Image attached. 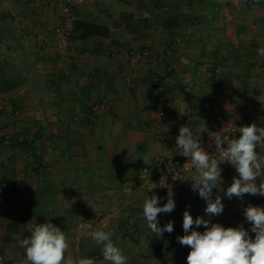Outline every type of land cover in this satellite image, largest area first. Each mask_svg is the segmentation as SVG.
<instances>
[{
	"label": "crops",
	"instance_id": "crops-1",
	"mask_svg": "<svg viewBox=\"0 0 264 264\" xmlns=\"http://www.w3.org/2000/svg\"><path fill=\"white\" fill-rule=\"evenodd\" d=\"M197 1L184 3L193 4L189 8H196ZM91 4V9L100 6L104 12L112 14L117 29L113 30L105 20L94 23L108 26L119 46H113L110 40L98 42L99 57H91L92 65L88 69L98 74L96 79L94 75L83 86L87 95L85 107L78 116L67 117L69 122L77 120V127L63 132L51 128V123L63 120L56 110L53 116H48L39 109L42 106L39 92L44 83L36 78V71L27 63L28 48L43 40L40 29L43 19L33 17V13L38 7L46 14L53 6L52 1L0 0V85L6 83L11 87L7 92H0V102L11 104L12 112L17 115L0 114V250L5 253V264H30L20 242L31 235L33 225L45 222H51L65 232L69 244L65 252L66 264L69 260L76 264L83 257L93 258L95 264H111L106 260L102 262L101 246L95 245L92 236L78 228L80 222L96 220L108 213L121 217L111 231V238L128 257L127 264H144L142 249L149 248L155 239L164 240L166 245H181L176 238L185 234L183 212L187 209L194 219L209 217L205 208L199 205L198 191H185L168 181H160L153 173L142 171L144 166L174 154L175 149L161 142L160 136L179 133L181 126H188L194 134L199 130L197 122L201 117H213L216 113L224 117L221 119L236 118L241 126L249 125V119L235 114L233 108L247 102L251 95H257L256 105L264 107V55L257 51L264 49V21L257 25L252 21L234 25L235 33L239 30L249 33L227 36L229 41L226 43L232 42V51H225L224 55L214 51L212 56L216 63L224 66L223 77L219 81L214 79L212 82L209 78L205 82L196 75H200V70L186 69L189 67L186 58L195 57V54L185 51L183 71L170 65L159 73L121 64L111 67V59L122 54L119 50L136 37L128 26V33L123 29L126 23L136 25L132 22L135 7L121 0H93ZM46 16L52 15L49 12ZM75 17L91 22L85 17V2L78 6ZM180 17L184 26L186 17ZM51 21L59 23L54 17ZM101 53L105 55L101 56ZM204 54L200 50L193 64L201 65L197 58ZM11 59L17 60L16 66L10 65ZM73 70L77 72L78 68L73 65ZM85 70L82 65L81 73ZM168 71L174 74L168 76L162 86H155L154 76L167 75ZM26 75L33 82L37 79L33 87L26 82ZM99 82L102 83L98 86ZM99 88L98 98L93 99L91 94ZM31 89L34 97L26 99L28 93L32 95ZM18 92L23 94L19 97ZM36 92L39 97L35 96ZM201 92L208 95L201 96ZM53 99L55 105L66 102L59 95ZM104 99L109 100V105L93 113L90 106ZM207 99L215 102L214 107L203 113L201 108ZM26 105H29L27 110ZM42 124L45 125L42 127ZM6 137L11 141H6ZM24 139L31 142V147L17 145ZM233 177L223 178L222 184L213 189L214 195L222 198ZM12 184L19 186V191ZM169 187L176 206L171 213L159 214L158 222L163 227L173 221L174 230L156 237L148 227L142 205L147 196L157 195L163 206L167 203ZM24 188L30 191L20 193ZM233 215L234 212L227 213L224 209L221 215L211 218H220V223L227 228L232 227L230 219ZM129 219L136 221L137 228L128 238L123 234L130 233L131 228L124 225ZM193 227L196 231L203 229L202 226ZM95 248L101 253L95 255Z\"/></svg>",
	"mask_w": 264,
	"mask_h": 264
},
{
	"label": "rangeland",
	"instance_id": "rangeland-1",
	"mask_svg": "<svg viewBox=\"0 0 264 264\" xmlns=\"http://www.w3.org/2000/svg\"><path fill=\"white\" fill-rule=\"evenodd\" d=\"M43 1V0H40ZM53 6L50 11L45 14L44 11L36 7L33 17H40L43 19L41 23V31L43 40L34 46L29 47L27 52V63L36 71V78H40L44 83L43 89L39 92L42 98V106L39 109L43 115L53 116L56 110L58 115L63 120L57 123H51V128L58 131L69 130L75 128L78 125L77 120L71 122L67 121V117L70 115L78 116L80 110L85 107V92L83 86L88 83L89 80L94 76L96 79L97 72L89 71L91 67V57L94 59L98 58L99 55L95 54L92 50L96 45V41L92 40L87 43H79L78 41L70 40L69 33L71 31L72 17L75 18L76 13L72 12V16H67L62 9L57 5L56 0H51ZM127 2L130 5L133 4L135 7L133 10L134 24L138 25L136 37L132 41H127V47H122L119 52H123L118 57L111 59L109 65L111 67L121 64L131 68H146L147 70L159 73L165 69V66L170 65L178 71L185 69L186 59L188 60L186 69H198L199 73H196L200 81H209L210 77H214L215 80H221L223 77L224 66L214 61L213 53L218 51H232V42L229 41L227 36L231 34H248V31L235 33V26L238 24H244L245 22L252 21L253 25H257V22L264 21V0H198L196 8H189L193 4H185L187 0H121ZM85 17L89 18L91 22H100L105 20L110 23L113 30L117 29L113 24V16L108 11L104 12L100 9V6H92L93 0H85ZM83 0H75L74 8L78 9L79 5H82ZM81 10V9H80ZM52 16L47 17L48 13ZM180 14L185 16L187 22H184V26L181 29L175 31L174 35H170L164 28V17ZM57 19L59 23H52L51 19ZM147 18V19H144ZM55 22V21H54ZM230 25V28L229 26ZM125 26L123 29L128 33V29ZM248 27V26H245ZM201 37V38H200ZM130 47V50L127 49ZM85 49V53L84 50ZM104 49V48H103ZM204 51V55L197 58L200 64H193L195 57L198 52ZM185 52H191L195 54V57L184 58L182 55ZM117 53V52H116ZM170 55V58L163 57L162 55ZM105 55L101 53V56ZM122 59V60H120ZM10 65L16 66L17 60H10ZM73 65L78 68V71L73 70ZM82 65H85V73H81ZM218 70V72H216ZM186 71V70H185ZM184 73V72H183ZM186 73V72H185ZM184 73V74H185ZM14 74H9L13 77ZM34 75H32L33 77ZM53 78V80L51 79ZM34 78V77H33ZM99 78V77H97ZM26 82L29 86L33 87L35 82L26 75ZM54 84H52V82ZM205 81V82H206ZM102 83V82H101ZM99 82L98 86L101 85ZM36 84V83H35ZM45 85V86H44ZM99 90H95L93 99H97ZM33 90H30L32 93ZM60 93V94H58ZM95 93V94H94ZM23 93H19L17 96H21ZM36 92V97H39ZM63 94V95H61ZM58 95L66 101L65 104L55 105L52 101H55L53 97ZM90 95V94H89ZM208 95V93L201 92V96ZM65 96V98H64ZM34 93L25 97L32 98ZM257 95H251L248 101H251L255 107L261 111V116L257 118L241 117L240 110L241 106L233 108V112L241 118L249 119L248 124L255 122L257 126L264 127V107H259L257 104ZM1 100V99H0ZM109 100L104 99L101 102H96L90 106L93 113H98L100 110H104L109 105ZM29 105H26L25 109ZM16 115V112H12L11 104L4 105V102H0V114L10 113ZM22 112V111H21ZM17 116V115H16ZM50 118V117H49ZM77 118V117H76ZM221 118L216 113L215 116L201 117V121L197 122L200 124L199 130L196 131L193 136L203 135L207 133L211 126L219 121ZM246 120V119H243ZM45 125V124H44ZM42 124V127L44 126ZM50 128V129H51ZM67 130V131H68ZM62 133V132H60ZM61 137V135L59 134ZM11 141L10 137H6V141ZM60 141V139L58 138ZM8 144V143H7ZM6 144V145H7ZM9 145V144H8ZM258 156L264 161V146L257 148ZM264 182V163H262L261 174L257 177L256 183L259 184ZM214 195V193H213ZM215 196V195H214ZM213 196V198H214ZM222 201L225 205L224 209L234 212L231 217L232 227H238L241 224L246 230H249V234L253 237L255 234L251 233V224L246 221L243 216V209L248 205L262 207V197L260 195L245 194L243 200L233 197L229 200L225 195H222ZM227 202V204H226ZM201 204V205H200ZM200 206L206 207V202L201 198L199 202ZM225 213V212H224ZM236 213V214H235ZM220 218H211V223H220ZM224 222V221H223ZM222 224V223H221ZM203 227V226H202ZM205 231V228L200 232ZM123 237H125L123 235ZM168 246L167 256L164 258L156 257L148 246L142 249V257L144 264H183L180 260V255L185 254L186 256L190 252L188 246L179 245V251H172L171 245ZM94 254L101 253L100 249L95 248ZM0 253L5 259L4 251L0 250ZM105 259L102 260V262ZM187 264V262L185 263Z\"/></svg>",
	"mask_w": 264,
	"mask_h": 264
},
{
	"label": "clouds",
	"instance_id": "clouds-1",
	"mask_svg": "<svg viewBox=\"0 0 264 264\" xmlns=\"http://www.w3.org/2000/svg\"><path fill=\"white\" fill-rule=\"evenodd\" d=\"M257 51L264 55V49ZM238 131V139L222 137L220 132H210L209 147L214 144L215 150L220 153V159H215L210 158L200 138H194L188 126L179 129L176 137L177 154L187 157L195 167L198 176L191 181L192 189L198 191L200 198L206 202L204 212L209 217L204 219L203 216H197L194 219L187 209L183 212L182 227L185 234L176 239L182 246L191 249L186 257L187 264H264V207L248 204L243 209V216L251 224L250 231L255 234L254 239L242 224L225 228L221 223L210 222L211 217L221 215L225 208L220 195L213 199V189L223 182L222 169L219 167L221 163L231 164L238 173V177H233L224 192L229 200L233 197L243 200L245 194L264 196V182L256 183L264 163L257 153V148L264 146V127L253 122L241 126ZM173 197L174 193L169 187L167 203L163 206H160L161 198L157 195L147 196L144 200L143 215L156 237L174 230L173 221H168L163 227L158 222L159 214L171 213L175 209ZM193 226H203L205 231H196ZM111 237V232L103 230L92 233V240L95 245L101 246L106 261L127 264L128 257ZM20 246L25 249L30 264H63L69 244L64 231L51 222H45L33 225L31 235L22 240ZM68 264L73 262L69 260ZM76 264H95V260L83 257Z\"/></svg>",
	"mask_w": 264,
	"mask_h": 264
},
{
	"label": "built area",
	"instance_id": "built-area-1",
	"mask_svg": "<svg viewBox=\"0 0 264 264\" xmlns=\"http://www.w3.org/2000/svg\"><path fill=\"white\" fill-rule=\"evenodd\" d=\"M56 2L67 16H72V8H74L75 0H56ZM73 19L74 18L72 17V21ZM239 115L241 117L257 118L261 116V111L255 107L251 101H247L242 105ZM240 127L241 125L236 118L221 119L215 122L207 133L194 138H200L202 147L210 153V158L220 159V153L215 150V145L212 144V146L209 147L210 132H220L222 137L238 139L240 136L238 128ZM178 134L179 133L170 132L163 133L160 136L161 142L170 145L175 149L174 154L160 158L155 163L144 166L142 171L144 173H153L160 181H168L173 186L189 192L193 191L191 181L198 176V173L187 157L177 154L178 148L176 147V137ZM224 146L226 147L227 145L225 144ZM219 167L222 169V178H230L238 174L234 166L229 163H221ZM119 221H121L119 214L108 213L96 220H84L79 223L78 228L87 235L92 236V233L98 230H103L105 232L113 231ZM124 225L131 228L129 231L130 233L123 234L125 237L129 238L130 235L135 234L137 223L134 219L127 220ZM0 264H5L4 257L1 253ZM63 264L66 263L63 262Z\"/></svg>",
	"mask_w": 264,
	"mask_h": 264
},
{
	"label": "trees",
	"instance_id": "trees-1",
	"mask_svg": "<svg viewBox=\"0 0 264 264\" xmlns=\"http://www.w3.org/2000/svg\"><path fill=\"white\" fill-rule=\"evenodd\" d=\"M72 11L76 13L75 8H72ZM125 25L129 27L132 33H136L137 29L139 28L138 25H130L129 23H126ZM182 27H183V22L180 15L177 14V15L164 17V28L170 35H174L175 31L181 29ZM69 37L70 40L80 41L82 43H87L92 40H95L97 43L92 50L95 54L99 53V47H97L98 42H102L104 40H110L113 46L115 47L119 46V43L113 39L111 29L108 26L79 19L76 17L72 21ZM173 74H174L173 71H168L167 75H155L154 76L155 86H162L165 80L168 78V76H171ZM210 80L213 82L214 77L213 78L210 77ZM10 88L11 87H9V85L6 83L1 84L0 92H7L10 90ZM214 103L215 102L213 100L210 99L205 100L201 108L202 112L207 113L208 111H211L214 107ZM12 145L16 146V143H12ZM17 145L22 147H31V142L24 139L22 142H19ZM12 186L14 187V189H16V191H19V186H17L16 184H12ZM29 191L30 189L24 188L20 190V193L24 194V193H28ZM261 204L262 207H264V196L262 197ZM36 211H38V209ZM40 212L41 210L39 209V213ZM149 248L152 251V253L158 258L159 257L164 258L167 256L168 246L165 244L164 240L155 239L153 243L149 246ZM179 248H180L179 245H175V244L171 245L172 251H179L180 250ZM186 257L187 256L185 254L180 255V260L183 264L187 262Z\"/></svg>",
	"mask_w": 264,
	"mask_h": 264
}]
</instances>
